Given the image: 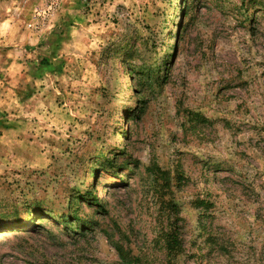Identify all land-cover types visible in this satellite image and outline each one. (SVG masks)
Returning <instances> with one entry per match:
<instances>
[{
	"label": "rangeland",
	"instance_id": "obj_1",
	"mask_svg": "<svg viewBox=\"0 0 264 264\" xmlns=\"http://www.w3.org/2000/svg\"><path fill=\"white\" fill-rule=\"evenodd\" d=\"M4 18L0 264H264V0Z\"/></svg>",
	"mask_w": 264,
	"mask_h": 264
},
{
	"label": "crops",
	"instance_id": "obj_2",
	"mask_svg": "<svg viewBox=\"0 0 264 264\" xmlns=\"http://www.w3.org/2000/svg\"><path fill=\"white\" fill-rule=\"evenodd\" d=\"M11 23V19L10 18H4L2 20H0V28H3L5 27L7 24H10ZM0 45H2V40H0ZM8 58V57H6ZM11 62H14V61H11ZM10 64V66L7 68V72H3L5 74V77H3L4 74H0V84L3 85L2 87H7V84H8V77H7V74L11 77L15 76L16 73L13 72V68H15V65L14 63H10L9 60H7V64ZM10 69V70H9Z\"/></svg>",
	"mask_w": 264,
	"mask_h": 264
},
{
	"label": "built area",
	"instance_id": "obj_3",
	"mask_svg": "<svg viewBox=\"0 0 264 264\" xmlns=\"http://www.w3.org/2000/svg\"><path fill=\"white\" fill-rule=\"evenodd\" d=\"M53 5H54V4H52L51 6H49V8H48V9H52V8H53Z\"/></svg>",
	"mask_w": 264,
	"mask_h": 264
},
{
	"label": "bare ground",
	"instance_id": "obj_4",
	"mask_svg": "<svg viewBox=\"0 0 264 264\" xmlns=\"http://www.w3.org/2000/svg\"><path fill=\"white\" fill-rule=\"evenodd\" d=\"M178 24H180V20H179ZM177 27H180V26L178 25Z\"/></svg>",
	"mask_w": 264,
	"mask_h": 264
}]
</instances>
